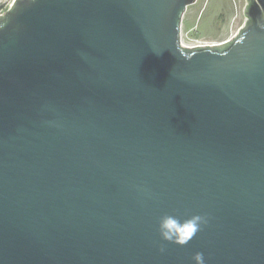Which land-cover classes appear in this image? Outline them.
I'll return each mask as SVG.
<instances>
[{
  "label": "water",
  "instance_id": "obj_1",
  "mask_svg": "<svg viewBox=\"0 0 264 264\" xmlns=\"http://www.w3.org/2000/svg\"><path fill=\"white\" fill-rule=\"evenodd\" d=\"M196 1L0 15V264H264V0L187 48ZM195 215L187 245L161 239Z\"/></svg>",
  "mask_w": 264,
  "mask_h": 264
},
{
  "label": "rangeland",
  "instance_id": "obj_2",
  "mask_svg": "<svg viewBox=\"0 0 264 264\" xmlns=\"http://www.w3.org/2000/svg\"><path fill=\"white\" fill-rule=\"evenodd\" d=\"M245 0H197L183 15V30L215 43L232 38L243 26Z\"/></svg>",
  "mask_w": 264,
  "mask_h": 264
},
{
  "label": "clouds",
  "instance_id": "obj_3",
  "mask_svg": "<svg viewBox=\"0 0 264 264\" xmlns=\"http://www.w3.org/2000/svg\"><path fill=\"white\" fill-rule=\"evenodd\" d=\"M203 223H205V220L199 215L192 216L183 223L179 222L173 216H166L163 217L159 223L160 237L166 242L185 246L200 230ZM161 251H163V249H161ZM192 260L194 264H205L204 256L199 252L192 257Z\"/></svg>",
  "mask_w": 264,
  "mask_h": 264
},
{
  "label": "built area",
  "instance_id": "obj_4",
  "mask_svg": "<svg viewBox=\"0 0 264 264\" xmlns=\"http://www.w3.org/2000/svg\"><path fill=\"white\" fill-rule=\"evenodd\" d=\"M13 1L14 0H0V15H2L7 9H9ZM191 33H192L191 30H183L181 26L180 38H179V42L181 46L192 48L198 46H214L220 44L207 39L195 37Z\"/></svg>",
  "mask_w": 264,
  "mask_h": 264
},
{
  "label": "crops",
  "instance_id": "obj_5",
  "mask_svg": "<svg viewBox=\"0 0 264 264\" xmlns=\"http://www.w3.org/2000/svg\"><path fill=\"white\" fill-rule=\"evenodd\" d=\"M183 26V25H182Z\"/></svg>",
  "mask_w": 264,
  "mask_h": 264
}]
</instances>
